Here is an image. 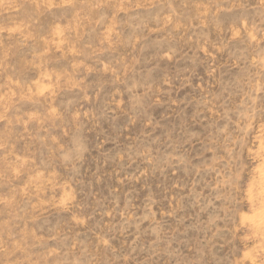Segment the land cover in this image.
Instances as JSON below:
<instances>
[{
  "label": "rangeland",
  "instance_id": "rangeland-1",
  "mask_svg": "<svg viewBox=\"0 0 264 264\" xmlns=\"http://www.w3.org/2000/svg\"><path fill=\"white\" fill-rule=\"evenodd\" d=\"M0 264H264V0H0Z\"/></svg>",
  "mask_w": 264,
  "mask_h": 264
},
{
  "label": "bare ground",
  "instance_id": "bare-ground-1",
  "mask_svg": "<svg viewBox=\"0 0 264 264\" xmlns=\"http://www.w3.org/2000/svg\"><path fill=\"white\" fill-rule=\"evenodd\" d=\"M258 217V216H257Z\"/></svg>",
  "mask_w": 264,
  "mask_h": 264
}]
</instances>
